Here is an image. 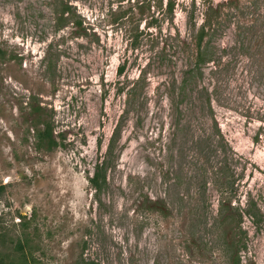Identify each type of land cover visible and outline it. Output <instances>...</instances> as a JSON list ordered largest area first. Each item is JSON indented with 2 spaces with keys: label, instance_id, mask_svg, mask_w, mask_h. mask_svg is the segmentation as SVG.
<instances>
[{
  "label": "rangeland",
  "instance_id": "374dc122",
  "mask_svg": "<svg viewBox=\"0 0 264 264\" xmlns=\"http://www.w3.org/2000/svg\"><path fill=\"white\" fill-rule=\"evenodd\" d=\"M56 1L0 0V228L16 239L22 217L31 219L27 231L45 264H74L81 254L101 264H227L213 226L215 189L196 221L190 180H181L178 190L190 195L182 203L172 173L198 168L194 143L211 137L209 97L232 151L236 195L264 213V0H174L172 21L146 27L151 36L135 50L127 26L108 14L118 0H67L85 20V37L56 31ZM210 7L219 9L203 44L210 60L196 67ZM37 102L64 136L52 152L37 147ZM121 122L107 187L96 196L88 179ZM202 160L211 169L218 158ZM147 196L165 200L169 215L140 208ZM243 228L244 264H264V226L245 217Z\"/></svg>",
  "mask_w": 264,
  "mask_h": 264
},
{
  "label": "trees",
  "instance_id": "16d2710c",
  "mask_svg": "<svg viewBox=\"0 0 264 264\" xmlns=\"http://www.w3.org/2000/svg\"><path fill=\"white\" fill-rule=\"evenodd\" d=\"M212 1L213 0H209L210 3ZM125 2L128 4L130 3L127 9L123 8L126 4ZM118 3L120 4L118 8H111L108 14L113 24L123 29L127 26L126 35H128L127 37L134 50L139 47L144 36H151V34L146 31V27L149 30L159 27L160 21L171 22L176 9L174 0H169L168 2L164 0H118ZM74 9L75 8H73L67 0L56 1L54 5L56 31L59 32L71 27L74 29L73 31L77 37H85L88 35L85 20L80 15L76 14ZM218 15L219 9L210 7L203 18V24L196 36L198 48V52L196 53V67L206 64L210 60V54L207 49H203V44L210 32L213 31L212 27ZM143 24H145V26L141 29ZM98 39L99 38H96L95 41H98ZM5 54V51L0 46V58L4 57ZM52 69L53 63L50 60L48 70L51 71ZM124 69L125 66L120 67L118 73L122 75ZM129 96L128 100H131L135 95L129 94ZM128 103L130 104V102ZM207 107L212 116L211 137L205 140L201 139L194 143L201 157L199 165L197 164L198 168L187 173L181 168L177 170L176 173H172V177L176 179V181H173L172 187L178 190L181 187V183H183L181 180L184 177L190 180L188 186L190 195L194 192L198 199L194 213L196 221L202 218L201 212L205 210L204 204L208 196L209 187L212 186L215 189L218 197L217 213L214 215L215 222L213 226L220 231L218 237L219 241H222V249L228 257L227 264H244L242 253L247 250L248 237V232L243 228L244 218L248 217L251 219L256 230L260 231L264 226V213L254 199L249 200L247 205L244 206L242 201L238 198V195H236V181L234 180V176L228 172L231 165L228 162L230 160L229 150L231 148L223 137L221 127L215 119L209 97H207ZM31 108V114L33 116L31 121L36 129V140L39 150L52 152L64 146V143L59 141V138L63 140L64 136H55V125L51 116L46 118L47 114L45 108L38 102L32 104ZM121 125L122 122L119 123L114 130L106 152L107 157L95 165L93 175L88 179L96 196H99L107 187V173L110 164L109 157L114 154L117 142L121 140ZM202 156L206 161L212 157H217L218 161H216L215 166L210 169L208 163L202 160ZM4 190L5 187L1 186L0 195ZM178 195L180 196L178 200L182 203L183 201L186 202L190 196L189 194L183 195L181 191H179ZM235 199L238 200L235 201ZM140 208H145V211L152 214H159L162 217H167L170 212L165 200H153L148 196L142 202ZM22 219L24 220L22 224L23 232L17 236L16 239L9 236L5 229L3 230V228H0V245L1 247L4 246L7 250L5 253H0V264H45L41 258L36 256L35 251L37 246H33L32 236L27 231L33 221L31 219L27 221L25 217H22ZM230 232L231 235H229ZM9 247H11L13 253L8 252ZM74 264L101 263L86 259L84 255L81 254Z\"/></svg>",
  "mask_w": 264,
  "mask_h": 264
}]
</instances>
